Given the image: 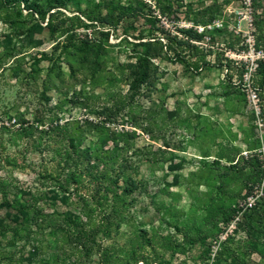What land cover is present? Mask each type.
I'll list each match as a JSON object with an SVG mask.
<instances>
[{
    "label": "rangeland",
    "instance_id": "374dc122",
    "mask_svg": "<svg viewBox=\"0 0 264 264\" xmlns=\"http://www.w3.org/2000/svg\"><path fill=\"white\" fill-rule=\"evenodd\" d=\"M106 2L123 14L117 27L100 20ZM262 8L264 0L0 4V56H7L0 69V264H75L60 239L44 238L34 251L24 231H4L24 203L32 230L59 226L65 210L78 214L77 196L90 193L91 181L66 184L69 199L61 204L62 182L47 175L68 149L67 135L84 148L90 138L106 148L113 134L120 150L112 171L121 175L108 198L123 199L115 208L123 222L83 264H264V246L242 221L246 207L264 201V89L256 73L264 52L254 49L252 34ZM54 9L77 17L65 26L86 41L81 56L38 15ZM152 38L166 49L149 60L136 88L141 42ZM248 88L257 92L255 105ZM239 155L238 174L228 167Z\"/></svg>",
    "mask_w": 264,
    "mask_h": 264
},
{
    "label": "trees",
    "instance_id": "16d2710c",
    "mask_svg": "<svg viewBox=\"0 0 264 264\" xmlns=\"http://www.w3.org/2000/svg\"><path fill=\"white\" fill-rule=\"evenodd\" d=\"M27 0H0L1 5H19L20 3H26ZM105 14L100 18L101 22L108 24L112 27H117L123 14L118 12V14H113V8L109 2L104 5ZM33 10H29L28 15L33 17ZM39 17L44 20L46 17L45 25L53 34L59 32L65 35L63 41L69 42L72 40V47L74 48L73 55L81 56L85 50L86 41L75 37V33L70 29L68 30L65 26L66 21L72 22L76 16H63L61 17V12L58 9L47 13L38 12ZM16 23V21H13ZM71 31V32H69ZM69 32V33H68ZM253 34V47L254 49H261L264 52V8L262 12L257 16V19L252 30ZM194 37H198L196 33L193 34ZM169 40V38H167ZM171 40H175L172 38ZM61 41H57L53 47L56 48ZM178 44H183L184 42H177ZM142 45V55L144 61V67L139 72L138 77L133 81V86L138 88L140 83L144 81V76L146 73V65L149 60L164 54L166 49V43L162 42L158 38H152V40H146L141 42ZM194 48L197 52V48L191 44H187ZM67 46V45H65ZM64 46V47H65ZM232 47V46H230ZM6 55L2 54L0 56V69L4 68L5 63L3 61L6 59ZM197 61V60H196ZM194 61V66L197 67V62ZM258 66L256 67V73L260 75L259 87L264 89V60H257ZM243 72H239L238 77L241 79ZM44 90L41 92V96L46 99ZM112 147L108 146L105 148V142L100 140L88 139L87 146L84 148L80 145V142L72 135H67V146L68 149L65 152L60 153L59 160H57L55 170L49 172L47 177L58 183L60 191L63 192L62 198L59 201L61 204L67 203L69 197L66 194L68 192L66 184L72 182L82 181L86 177L92 183V188L89 189L90 193L85 195H78L77 202H79L80 208L79 213L75 214L69 210L58 213L60 216V224L57 227H50L47 232H43L42 228L36 227L35 230L30 228V221L25 214L29 210V203H24L22 205V210H18L15 214H9L10 222L8 224V229L4 232L11 231L15 235L17 232L24 231L26 243H32L34 251H37L41 247L42 240H51L53 237L60 239L63 243L62 252L65 255H73L75 264H83V259H91L94 254H99L101 250L104 249L103 241L110 238L111 229L113 226L118 227L121 222H123L122 213L117 211L115 208H120L123 199L112 195L108 198V194L113 191L112 184L117 182L118 177L121 172L113 174L112 165L118 163L117 156L120 148L118 147V141L116 135L110 136ZM254 147L248 146L246 150L250 151ZM239 160H244L243 155H239L236 160H232L234 163L229 165V169L236 173H243V167L240 166ZM118 164L117 166H119ZM152 168V164L150 167ZM112 171V172H111ZM125 179V178H124ZM127 181V178L126 180ZM65 186H61V185ZM2 184L0 181V189ZM243 195H248L243 194ZM3 201L6 200L5 192L1 194ZM55 198L52 199L54 201ZM109 199V200H108ZM108 201V203H107ZM104 204L110 206L108 210L100 209ZM116 205V206H115ZM231 212L237 213L238 210H232ZM24 214V215H23ZM20 215L26 217L24 220L19 218ZM243 223L250 237L256 235L254 241L261 243L264 246V201L259 200L254 202L253 205L246 207L243 212ZM39 231H41L39 233ZM179 233H183V230H178ZM40 234L41 236H39ZM35 244V245H34ZM65 247L69 248V252L65 250ZM250 252L257 251V247L254 244L249 249ZM207 252H204L205 257ZM216 259H220L221 253ZM54 257H56L54 255ZM53 258V257H52ZM65 264V263H63Z\"/></svg>",
    "mask_w": 264,
    "mask_h": 264
},
{
    "label": "built area",
    "instance_id": "2783aa9c",
    "mask_svg": "<svg viewBox=\"0 0 264 264\" xmlns=\"http://www.w3.org/2000/svg\"><path fill=\"white\" fill-rule=\"evenodd\" d=\"M246 3L251 4V0H246ZM246 91L248 99L255 105L258 101V95L256 90L253 88H248Z\"/></svg>",
    "mask_w": 264,
    "mask_h": 264
}]
</instances>
